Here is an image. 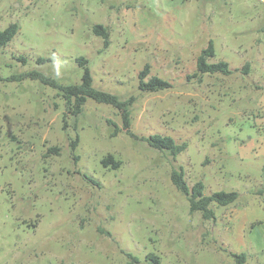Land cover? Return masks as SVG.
I'll return each instance as SVG.
<instances>
[{
  "label": "rangeland",
  "instance_id": "1",
  "mask_svg": "<svg viewBox=\"0 0 264 264\" xmlns=\"http://www.w3.org/2000/svg\"><path fill=\"white\" fill-rule=\"evenodd\" d=\"M10 23L18 31L0 47V264H235L241 252L244 264H264V155L245 151L264 137V0H0V29ZM94 24L107 27V46ZM209 40L208 62L226 61L229 74L197 71ZM79 56L95 87L133 97L131 134L110 104L87 98L73 115L57 88L9 78L34 70L78 83ZM145 65L146 79L171 86L140 90ZM154 133L186 146L173 157L149 146ZM108 154L118 168L102 163ZM173 168L206 195L239 196L204 219L172 184Z\"/></svg>",
  "mask_w": 264,
  "mask_h": 264
},
{
  "label": "trees",
  "instance_id": "2",
  "mask_svg": "<svg viewBox=\"0 0 264 264\" xmlns=\"http://www.w3.org/2000/svg\"><path fill=\"white\" fill-rule=\"evenodd\" d=\"M18 31L17 23H10L3 29H0V47L5 46L16 34ZM92 31L94 34L99 35L103 39L104 46H107L109 43L108 40V30L107 27L102 24H94L92 25ZM215 55L214 45L212 40H209L206 47H204L196 59V68L200 73L205 72H222L225 74H229L231 69L229 64L224 60H219L216 62H208V59ZM21 61L25 62V57H18ZM50 58L45 59L42 57H38L36 59L37 62L43 63ZM77 61L79 65L83 68V73L81 75V80L78 83H70V84H61L57 82L55 79L49 78L46 75L41 74L37 71H28L20 75H11L9 78L11 80H15L22 77L29 76L30 78L38 79L40 82L44 84H49L54 88H57L60 94L64 97L67 109L73 115H78L82 110V105L86 101L87 98H92L97 102H102L106 104H110L117 108L119 114L122 119V128L127 130L130 133V125H131V116L129 106L132 103L133 97L128 98L127 100L120 99L116 94L99 89L93 85L91 73L88 67V59L79 56L77 57ZM249 69L248 63L246 64V70ZM149 74V66L145 65L144 68L139 72V82L138 88L143 91L153 92L159 89L168 88L171 86L170 82L167 80L153 75L150 78L146 79ZM111 122V121H109ZM112 123V122H111ZM118 131V128H115V132ZM131 134V133H130ZM149 146L158 150H166L170 155L175 157L180 151L185 148V143H177L171 136L161 135L158 133L150 134L145 138ZM76 144L73 143L74 147ZM50 151H58V147L54 146L49 149ZM102 163L105 166L111 165L112 168H118L120 165V161L116 160L112 154L106 155L102 159ZM172 184L182 192L188 201L189 211H199L201 216L204 219L210 220L214 218V210L211 207L213 203L218 205L226 206L235 201L239 193L236 191H214L211 194H204V184L202 181H196L191 186L187 184L184 179V172L181 168H173L170 174ZM130 257L132 255L128 254ZM235 260V264H244L246 259V254L241 252L239 254H232ZM148 258L153 259L158 262V257L153 253H149ZM132 260H136V257H131Z\"/></svg>",
  "mask_w": 264,
  "mask_h": 264
},
{
  "label": "crops",
  "instance_id": "3",
  "mask_svg": "<svg viewBox=\"0 0 264 264\" xmlns=\"http://www.w3.org/2000/svg\"><path fill=\"white\" fill-rule=\"evenodd\" d=\"M247 155H254V156H261L264 155V137H260L258 142L256 144H251L250 147H248L246 150ZM258 192L260 195L264 193V181L260 182L258 185ZM259 203H264L259 200ZM243 206V205H241ZM243 208L241 209L240 205L236 206L235 212H241Z\"/></svg>",
  "mask_w": 264,
  "mask_h": 264
}]
</instances>
